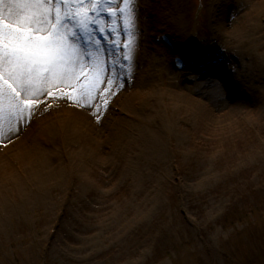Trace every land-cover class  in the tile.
<instances>
[{
  "label": "rangeland",
  "instance_id": "obj_1",
  "mask_svg": "<svg viewBox=\"0 0 264 264\" xmlns=\"http://www.w3.org/2000/svg\"><path fill=\"white\" fill-rule=\"evenodd\" d=\"M154 2L169 27L183 39L194 36L208 59L229 65L233 51L248 60L264 52V0ZM131 10L136 14V0ZM245 14L254 15L251 24L244 25ZM146 58L143 78L119 79L126 87L121 117L103 112L95 124L84 106L94 100L72 96L80 117L97 126L73 127L80 117L58 108L25 128L32 158L18 159L14 147L12 162L0 161V264H264L257 89L243 83L234 99L224 78L177 72L157 51ZM187 96L202 112L184 104ZM106 123L116 134L104 132ZM63 147L67 155L55 160Z\"/></svg>",
  "mask_w": 264,
  "mask_h": 264
},
{
  "label": "snow or ice",
  "instance_id": "obj_2",
  "mask_svg": "<svg viewBox=\"0 0 264 264\" xmlns=\"http://www.w3.org/2000/svg\"><path fill=\"white\" fill-rule=\"evenodd\" d=\"M134 2L135 0H0V121H3L5 105L10 117L7 137L0 124V140H11L12 135L19 134L20 128L13 127V119L17 122L21 118L30 121L38 112L48 107L47 103L41 105L42 96L72 102L71 93L64 92L65 88H69L81 92L82 98L94 100L93 90L97 93L104 91L97 88L98 84L113 83L103 78L104 67L99 63L96 75L89 81L81 57L96 59L91 49L94 47L96 53H99L105 40L115 32L114 28H101L98 21L102 10L106 6H114L119 8L117 15L122 16L125 8L130 11ZM121 3L125 8H120ZM5 4L6 9L3 7ZM85 4L91 9L86 15L81 12ZM92 5L95 7H91ZM109 15H112L111 11ZM81 39L87 41L88 48L76 43ZM125 59L131 62V51ZM53 89H59V94L54 93ZM75 103L79 104L80 100L77 99ZM84 106L97 107L95 103H85Z\"/></svg>",
  "mask_w": 264,
  "mask_h": 264
},
{
  "label": "bare ground",
  "instance_id": "obj_3",
  "mask_svg": "<svg viewBox=\"0 0 264 264\" xmlns=\"http://www.w3.org/2000/svg\"><path fill=\"white\" fill-rule=\"evenodd\" d=\"M258 8H261V5L259 4L258 5ZM224 13H228V8H224ZM224 13H222V15H224ZM243 17H244V25L246 24V19L249 21V24H251V22H252V20H253V18H254V15H243ZM236 29H238L239 28V25L238 26H236L235 27ZM245 36H247V37H249L250 36V34H245L244 35V37ZM250 42H255V41H251V39H250ZM222 59L220 58V59H217V61L218 62H220ZM119 84H121V83H118L117 85H119ZM119 87V89H120V92L121 93H119V95H121V94H124L125 92L123 91L124 89L123 88H121L120 86H118ZM150 87L151 88H154V86L152 85V84H150ZM147 90H149V91H153L152 89H147ZM142 91H141V88H140V86L139 85H136L135 86V88H134V93L135 94H140ZM132 95V94H131ZM131 95H129V96H131ZM128 96V97H129ZM134 96V94L131 96V98ZM127 97V98H128ZM126 98V99H127ZM87 100V99H86ZM183 101H184V104L186 105V106H188V108H190L191 109V107L192 108H194L195 109V112L196 113H200V112H202V110H203V104L202 103H200V102H198L197 100H194V99H191V97H189V96H187V97H185L184 99H183ZM70 109V111H72V115H73V118H75V116L77 117V118H79L80 116H82V115H80V111L77 109V108H75V107H71V108H69ZM195 113V114H196ZM91 116L95 119H93L94 120V122L93 123H99V120L101 119V118H99V115L98 116H96L94 113H91ZM22 119V118H21ZM20 119V120H21ZM80 119V122L82 123H80V122H76L75 124H73V127H81V128H83V126H84V121L85 122H87L90 126H97V125H94V124H92V123H90L88 120H87V117L86 118H79ZM14 124H17V121L15 120V121H13L12 122V125H14ZM34 124V122H31L30 124H29V122L27 121V120H25L24 122H20V123H18L15 127H17V126H19V128H21L23 131H22V137H23V141H24V144H23V146H21L20 147V149H19V151H18V153H16L17 154V157H18V159H22L23 161H26L27 159H30V158H32L33 156H34V153L31 151V148L34 146L32 143H31V137H32V135L30 134V132L29 131H27L26 129H25V127H28L29 125H33ZM24 126V127H23ZM107 129H109L110 130V132L112 133V134H116V130H113V129H110V126H109V124L108 123H106V126H105V128H104V132H105V130H107ZM7 131L9 132V127L7 128ZM103 132V133H104ZM0 161L1 162H3L4 160L3 159H1L0 158ZM4 167H7L9 164L8 163H4V164H2Z\"/></svg>",
  "mask_w": 264,
  "mask_h": 264
}]
</instances>
